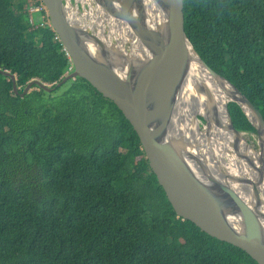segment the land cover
<instances>
[{
	"label": "trees",
	"instance_id": "trees-1",
	"mask_svg": "<svg viewBox=\"0 0 264 264\" xmlns=\"http://www.w3.org/2000/svg\"><path fill=\"white\" fill-rule=\"evenodd\" d=\"M27 0H0V264H259L242 248L177 215L140 137L82 77L59 85L69 58ZM206 63L264 117V0H184ZM65 86L62 93H58ZM235 127L255 126L230 102ZM117 165V168H113Z\"/></svg>",
	"mask_w": 264,
	"mask_h": 264
},
{
	"label": "water",
	"instance_id": "water-1",
	"mask_svg": "<svg viewBox=\"0 0 264 264\" xmlns=\"http://www.w3.org/2000/svg\"><path fill=\"white\" fill-rule=\"evenodd\" d=\"M42 1L74 64L58 84L82 77L113 100L138 133L150 167L177 215L264 264V153L262 150V180L252 194L247 187L242 192L235 188L227 193L221 181L215 180L217 187L213 186L214 168L209 166L205 143L196 136L207 133L211 125L198 110L207 94L205 72L235 90L239 97H230L231 101L241 106L255 126L262 147L264 117L245 94L198 53L188 33L184 0H95L102 11L95 32L84 22L82 0ZM132 31L148 43L155 61L152 64L161 63L158 50L165 55L167 69L160 78L139 74L135 69L127 40ZM0 73L12 78L14 92L22 96L34 85L51 90V84L33 78L20 92L15 73L2 69ZM225 113L231 131L252 147L235 127L227 104Z\"/></svg>",
	"mask_w": 264,
	"mask_h": 264
},
{
	"label": "bare ground",
	"instance_id": "bare-ground-1",
	"mask_svg": "<svg viewBox=\"0 0 264 264\" xmlns=\"http://www.w3.org/2000/svg\"><path fill=\"white\" fill-rule=\"evenodd\" d=\"M127 40L129 41L130 58L138 73L142 72L146 75L160 78L167 69L165 55L157 49L161 63L152 64V61L155 62L154 56L152 50L151 52L148 50L150 47L143 37L134 35L132 31V34L129 33L127 35ZM152 66L154 67L151 71L150 67ZM205 83L207 94L204 96L202 105L199 104L198 110L210 119L211 125L207 133L201 132L199 133L200 136L198 134L196 136L198 137L197 139H202L205 143L206 147L204 149L210 161L209 166L214 168L211 176L214 182V185H212L217 187L215 180L221 181L227 193L229 191L232 192L235 188L242 192L247 187L252 194L257 187L255 185H259L262 180L260 163L262 155L257 150L254 151L252 147H247L245 139L231 131L228 119L225 116L226 96L229 95L235 98L239 96L230 85L221 82L210 72H205ZM261 142L264 153V135H262ZM228 166L232 167L233 172L225 169ZM221 168L227 171L226 174ZM228 172L235 177L233 178ZM262 185V191H264L263 182Z\"/></svg>",
	"mask_w": 264,
	"mask_h": 264
},
{
	"label": "built area",
	"instance_id": "built-area-1",
	"mask_svg": "<svg viewBox=\"0 0 264 264\" xmlns=\"http://www.w3.org/2000/svg\"><path fill=\"white\" fill-rule=\"evenodd\" d=\"M81 8L83 9V19L86 23L87 27L92 30L96 31L99 21L101 19V9L97 5L95 0H82L80 1ZM25 11L28 15V21L32 26H48L55 32V38L61 44L63 50L65 51L67 57L69 58V66L66 70L65 74L70 73L74 69V64L72 60V56L68 50H66L61 37L58 35L56 30L53 28L49 11L42 0H27L25 4ZM39 12L41 14L40 20L37 22L34 13Z\"/></svg>",
	"mask_w": 264,
	"mask_h": 264
},
{
	"label": "rangeland",
	"instance_id": "rangeland-1",
	"mask_svg": "<svg viewBox=\"0 0 264 264\" xmlns=\"http://www.w3.org/2000/svg\"><path fill=\"white\" fill-rule=\"evenodd\" d=\"M34 17H35L36 21L38 22L40 20L41 14L39 12H35L34 13ZM64 89H65V86L61 90H59L58 93H62L64 91ZM230 97L231 96H229V95L226 96V102H227L228 107L230 106V102H231V98ZM201 120H202L201 127L204 129L205 128V121H204V119L202 117H201ZM246 138L249 141V143L251 144V146L255 150H257L259 152V154H261L262 150H263V147H262V145L260 143L259 135L258 134H253L252 137L246 136ZM113 168L114 169L117 168V165H113ZM225 169L229 170L230 172H233L232 167H230V166L225 167Z\"/></svg>",
	"mask_w": 264,
	"mask_h": 264
}]
</instances>
